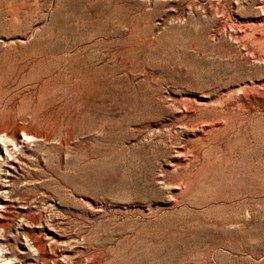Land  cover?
<instances>
[{"label":"rangeland","instance_id":"374dc122","mask_svg":"<svg viewBox=\"0 0 264 264\" xmlns=\"http://www.w3.org/2000/svg\"><path fill=\"white\" fill-rule=\"evenodd\" d=\"M258 35L264 0H0V264H264V197L225 200L264 180ZM181 104L233 113L187 169Z\"/></svg>","mask_w":264,"mask_h":264},{"label":"bare ground","instance_id":"6f19581e","mask_svg":"<svg viewBox=\"0 0 264 264\" xmlns=\"http://www.w3.org/2000/svg\"><path fill=\"white\" fill-rule=\"evenodd\" d=\"M246 31H242L243 34L247 33ZM252 44L256 45V47H249L248 53L250 54V56L254 57L259 62L264 63V53H262L260 51L262 46H264V35H258L257 37H255L252 41ZM240 90H241L240 92L245 94V97L250 96L252 98V99H248V102H247L248 104H246L247 105L246 108L248 110L249 109L254 110L258 107L259 102L257 101V98L264 99V98H262V97H264V80L258 81L257 83H252L251 85L243 84V86L241 87ZM24 102L27 103L25 98H24ZM208 107H210V106H208ZM208 107H204L203 109H200L198 105H187V104H181V105H179V107H177V111L181 114L182 119L185 120V123L183 124V126H184V129L186 130V132L192 133L194 130H198L200 132V135L198 137H196V135H193L194 139H195L193 145L189 146V145H185V144H180V146L178 148H176V150L174 151L176 158H178V159L181 158L183 161L186 162L185 165H183V167H181V169L189 168L191 163H192L191 155L193 156L194 152L202 151L203 148L206 146L207 140H208V143L210 142L209 137L215 136L216 133L221 132V130H219L218 128L220 127V125H222V122L224 123L225 128H227V126L230 125V122L225 123V121L230 120V118H231L230 116H231V114H233L230 112L232 110V108L230 106H223V108H221L220 110L215 109V107H212V108H208ZM27 109H26L27 111H25L23 114H21L20 117H18V120L21 123L27 122V119H26L27 116H29V117L31 116L32 117L31 120L35 119L34 118L35 117L34 109L29 108V106ZM198 112L201 113L199 115L200 118L196 117L197 116L196 114ZM208 112L211 113V115H212L211 119L203 117V115L208 114ZM25 116H26V118H25ZM28 119H30V118H28ZM51 119H52V117H51ZM71 120H70V122H71ZM46 123H47V121H46ZM48 126L53 130V131H51V133H52L51 137L52 138L55 137V134H59L58 137H60V141H59L58 150L68 149L67 145L69 144L70 140L72 139L73 134L76 133L75 131L69 130V126H71V125H69V121L65 120V119L63 120L61 118H56L53 121H51L50 123H48ZM25 131L26 130H25L24 125L17 127V132H22L23 138L26 140V139H28L29 136H27V134H25ZM223 131L226 132L227 130H223ZM15 137H16L15 134H13V136L11 138L12 143L15 142ZM45 139H47V136L45 137ZM175 144H176V142H175ZM254 146H252V147L254 148ZM241 147H242V145H241ZM250 148H251V146H250ZM253 165H255V164H253ZM256 169H253V170L250 169L252 171L249 173V175H247V177H244V176L241 177L239 175L241 177V179L239 180L240 182H237L234 185L233 194L225 197V200L227 198H231L230 199L231 202H229L228 207H235L236 209H234V210L239 211L238 213H240L241 210H246L248 208H252L253 210H255L257 207H260L259 206V203H260L259 197L260 196L264 197V186H262V184H264V180L260 179V177L258 176L259 173ZM262 169H264V167H262ZM242 174H244V173L242 172ZM236 175H235V177H236ZM240 177H238V179ZM262 178H264V177H262ZM230 179L227 178L228 181H231ZM224 186H225V184H224V181L222 179H221V181L219 180V182L216 184V187L218 189H222V188H224ZM231 186H232V184H231ZM222 198H220V199L222 200ZM215 207H216V205H215ZM231 212H233V211H231ZM230 214H233V213H230ZM252 214H254V213H252ZM233 215H235V214H233ZM238 219H237V221H238Z\"/></svg>","mask_w":264,"mask_h":264}]
</instances>
